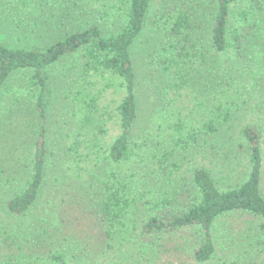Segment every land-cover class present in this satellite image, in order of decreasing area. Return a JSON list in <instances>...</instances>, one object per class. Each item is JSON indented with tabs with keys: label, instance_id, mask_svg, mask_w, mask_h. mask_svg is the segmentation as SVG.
<instances>
[{
	"label": "rangeland",
	"instance_id": "374dc122",
	"mask_svg": "<svg viewBox=\"0 0 264 264\" xmlns=\"http://www.w3.org/2000/svg\"><path fill=\"white\" fill-rule=\"evenodd\" d=\"M78 1H81L77 7L82 11V18H87V23L96 19L106 33L116 31L115 26L123 20L118 17L119 9L116 7L119 5L118 0ZM1 2L4 6L6 0ZM2 3L0 32L6 35L13 46H24L27 42L35 44L40 29L36 31L23 14H4ZM44 4L49 6L50 11L64 7V1L60 0H35L34 8L38 5L44 9ZM121 5L125 8V3ZM170 7L173 11L176 8L191 11L198 20L192 21L195 23V30L188 33V37L193 39V43L197 41V51L190 54L192 57L189 65L193 69L190 77L195 78L200 84L194 81L183 86L180 91L171 86L174 82L173 77L177 75L172 69L167 72L165 68L172 65L171 56L193 51L194 46L191 45L193 43L189 46L180 44L181 38L173 39L168 32L155 25V20L168 14L167 10H171ZM248 10L252 11L254 14L251 16L258 20L249 29L246 50L241 58L236 57L232 51L220 53L210 43V29L217 11L215 3L205 0H155L150 16L152 24L148 25L135 42L131 53L138 79L137 94L141 109V116L134 128V139L138 144H144L143 137L156 136L152 143L161 142L156 146L157 159H152V154L145 152L143 145L141 151L144 152H137L138 158L135 161L120 166L108 162L106 151L120 133L117 113L114 110L116 104L113 101L118 95L116 85L111 83V79L90 78L95 84H91L87 94L96 96L101 92V100L93 105V108L98 106L95 112L96 120L93 119L96 125L90 129L99 137L94 144L89 141L92 136L88 132L77 135L78 129L83 127L82 124L79 126L81 121L78 117L77 124L73 125L75 128L67 127L73 120L70 105L71 103L73 107L77 105L73 97L80 98L83 95L73 86L74 80L80 78L64 76L65 71L71 67L68 62L61 66L58 72L50 74L49 82L52 83L48 98L51 103L47 114V127L51 154L46 165L47 182L33 213L23 219H7L5 206L10 194L12 195L18 187L26 186L32 175L31 151L39 138L38 117L32 109L30 94L37 92L34 90L32 93L25 89L30 86L26 73L11 78L0 95L1 261V256L19 254L21 246L30 248L31 251L27 250L26 253L40 251L41 246L37 244L43 243L42 249L47 248L45 257L50 256L51 251L61 249V253L67 254L68 261L72 264H199L194 259V250L198 242L196 230L158 232L150 236L143 233V227L157 214L182 209V204L188 200L191 193L192 174L196 168L208 169L221 188L237 183L248 168L246 156L237 152L240 131L251 122L263 124L264 119L259 117L264 113L260 109L258 97L242 94L237 99V96H234L237 100L229 105L232 115L230 122L222 128L218 136L210 140L208 146H204L201 143L192 144L187 137L179 139L183 141L182 145H176V140L170 142L166 135H176V132L169 128L160 129L164 132L157 131L156 127L161 121V118L157 117V111L165 108L170 114L180 112L186 116L195 115L199 119L208 114L203 111L204 108L200 109L197 106L196 99L201 98V95L208 94L205 106L209 108L211 104L214 105L210 95L213 91L219 90V87L222 86L234 94V88H229L231 83L226 78L233 77L236 81H246V84L248 78H263V74L252 75V67L256 65L255 61L258 62L264 57V0H242L237 5V11ZM89 15L91 16L88 17ZM241 19L237 15L235 20L238 22ZM71 23L70 19L62 21L63 25ZM199 41H202L201 44ZM251 81H255V88L259 86L256 79ZM205 82L208 85L203 87ZM28 99L31 104L28 103ZM248 100H251L249 105L246 103ZM80 106H83V103L79 104ZM82 108L85 112V107ZM198 109L201 111L197 115ZM152 120L156 123L149 133L148 127ZM190 125L194 126L195 122L191 120ZM164 140L167 142L163 143ZM147 143L150 144V149L153 148L151 141ZM76 144L78 147H75ZM69 149L73 152L68 153ZM166 150L172 152L173 156L163 155ZM14 179L16 182H13ZM124 185H129L134 194L132 206L125 218L110 228L111 237L106 245L103 240L98 239L95 222L92 221L94 215L86 212L87 216L84 217L82 214L85 210H99L103 197L109 194L108 188L116 192L117 188ZM262 189L264 194V175ZM53 198L67 213H77L85 219L70 218L75 221L72 226L78 231L71 228L65 230L59 234V239L56 237V242L49 246L44 244L49 243V240L36 237L43 234V230L39 229L43 222L36 216L46 213L47 203ZM163 199H169V203L155 206ZM84 222L88 223L85 230ZM89 225H93L92 232ZM259 225L257 219L241 213L228 214L221 218L214 227L216 253L214 258L205 264H264V234L259 230Z\"/></svg>",
	"mask_w": 264,
	"mask_h": 264
},
{
	"label": "trees",
	"instance_id": "16d2710c",
	"mask_svg": "<svg viewBox=\"0 0 264 264\" xmlns=\"http://www.w3.org/2000/svg\"><path fill=\"white\" fill-rule=\"evenodd\" d=\"M64 1V7L58 10L50 11L49 6L44 4V9L37 5L34 8L35 0H6L2 3L4 14L18 15L23 14L30 22L31 26L38 32L39 38L33 42H27L26 45L19 47L13 46L6 35L0 32V95L4 86L8 85L11 78L26 73L28 75L27 82L29 88H25L30 92L36 90L37 93L30 94L32 96L33 110H35L38 121V140L33 149V167L31 178L26 182V186L18 187V189L6 201L5 212L7 219H23L30 217L33 210L38 205L42 196L43 187L46 184V165L51 152L48 146V127L47 114L50 111V94L51 75L58 72L59 68L68 62L69 67L65 71L64 76L69 78H80L74 80L73 86L80 90L83 95L80 98L76 96L75 105H70L73 120L67 124L68 128H75L77 117L80 120L78 136L83 132H88L91 135L92 143H96L98 136L91 132L94 124L95 112L97 108H93L98 101L101 100V92L93 96L87 94L91 84H95L90 78H108L111 83L116 85L118 97L114 98L117 113V123L119 125V135L106 151L108 162L120 166L123 163L135 161L138 158L137 152L142 150L152 154V159L158 158L157 145L152 143L154 137H143L144 144L136 142L134 128L141 116L139 106V98L137 94L138 79L135 70V63L131 53L135 42L144 33L145 29L150 24V16L155 0H118L119 9L118 17L123 19L118 26H115L116 31L109 33L104 32L102 26L96 19L91 23H87L86 19L82 18V11L79 10L78 0H60ZM85 1V0H82ZM213 2L217 5V11L212 22L210 31V43L220 53L234 52L236 57L243 58L245 52V43L250 28L256 24L257 18H253L252 11L240 12L237 11V5L242 0H205ZM125 3V8L121 5ZM124 8V9H123ZM167 10L168 14H164L155 20V25L168 32L173 39L179 40V43L184 46H189L193 43V39L188 37V33L195 30V14L189 11ZM122 11V12H121ZM49 12V14H48ZM122 14V15H121ZM239 15L242 19L238 22L235 20ZM89 15L88 17H90ZM72 18V19H71ZM70 19L71 25L62 24V21ZM237 22V23H236ZM55 26L57 28H55ZM251 26V27H250ZM117 27V28H116ZM58 29V30H56ZM249 31V32H248ZM202 41H199L201 44ZM193 51H185L184 54L171 56L172 65L165 69L170 72L172 69L176 77H173L174 82L172 87H176L178 91L183 86L189 83H194L195 78L190 77L193 72L190 61L192 52L197 51V41L193 44ZM177 51V50H176ZM179 53V51H178ZM177 53V54H178ZM173 52H171V55ZM176 55V54H174ZM78 57V59H77ZM178 57L181 59H178ZM75 60L73 61V59ZM77 59V60H76ZM170 64L169 62H167ZM252 67V75L258 76L263 74V78H248L246 81L237 80L233 77L226 78L230 80L229 88H234V94L224 87L215 90L211 93L212 102L209 108L205 106V98L208 96L201 95V98L196 99L197 106L208 114L203 117L196 118L192 115H183L172 113L165 108L157 111V117L161 118L158 122V132H164L160 129H174L176 135H166L170 142L176 140V145L183 144L181 139L187 137V140L192 144H203L208 146L210 140L218 136L222 128L230 122L231 105L242 94L247 96L254 95L260 99V109L264 113V57ZM75 71V72H74ZM62 78V76H61ZM259 86L255 88V81ZM196 84H200L195 81ZM206 83V82H205ZM92 85V86H93ZM207 83L203 87H206ZM93 88V87H92ZM167 87V89H169ZM23 88V90H25ZM205 89V88H204ZM120 96V97H119ZM237 96V99H234ZM87 98V99H86ZM202 99V100H201ZM96 101V102H95ZM251 100L246 101L249 105ZM28 103L31 104L30 99ZM83 106L79 107V104ZM82 107H85V112ZM166 107V106H165ZM197 110V115L200 113ZM92 111V112H90ZM170 114V115H169ZM102 117V115H101ZM152 116L150 117V119ZM260 119H264V115H260ZM94 119V120H93ZM149 119V120H150ZM194 121L195 125L191 126L190 121ZM152 120L148 127V132L155 126ZM94 124V125H93ZM74 125V126H73ZM264 123L259 125L251 122L245 125L239 134L237 152L246 156L248 160V168L235 184H229L225 188H221L214 180L211 172L203 167L196 168L192 174V188L188 200L182 204V209H175L157 214L151 217L143 227V233L146 235H155V233H172L186 230H196L197 245L194 250V259L199 264L210 262L216 253V243L214 238V227L216 223L228 214L241 213L250 215L260 222L259 230L264 234V194L262 189L264 175ZM155 132V131H153ZM151 132V133H153ZM162 134V133H161ZM213 136V137H209ZM161 138V137H160ZM151 141L152 147L147 142ZM167 141L164 140L163 143ZM154 145V146H153ZM75 147H78L76 144ZM156 149V150H155ZM68 153L73 152L68 150ZM141 151V152H144ZM165 156L172 157V152L168 150L164 152ZM5 169V168H4ZM13 182H16L14 179ZM109 194L103 197L100 202L101 208L94 211H84L83 216L86 217V212L94 215L95 230L98 233L99 241L103 240L106 245L111 237L110 228L119 224L128 214V210L132 206L134 194L129 185H124L122 188H117L116 192L108 188ZM169 203V199H163L157 202L155 206H164ZM46 213L36 216L43 222L39 227L43 230V234H38L36 237L49 240L51 246L55 238L59 239V234L69 228L78 231L72 224L71 220H84L85 218L78 214L67 213L62 207L57 204L55 198L49 200L46 206ZM77 216V217H76ZM34 217V216H33ZM0 224H2L0 222ZM83 229L88 226L87 222L83 223ZM93 231V225H89ZM83 234V233H82ZM81 235V234H80ZM103 243V244H104ZM43 243H38L41 250L32 252L29 247H20L19 254L1 256L0 264H72L68 261L67 254H62L61 249L51 251L50 256L45 257L44 253L47 248L42 249ZM25 248V250H24ZM51 250V248H48ZM42 260V261H41Z\"/></svg>",
	"mask_w": 264,
	"mask_h": 264
}]
</instances>
